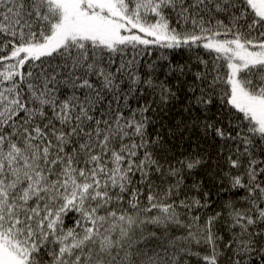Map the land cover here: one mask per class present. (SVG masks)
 <instances>
[{
    "label": "snow or ice",
    "instance_id": "obj_1",
    "mask_svg": "<svg viewBox=\"0 0 264 264\" xmlns=\"http://www.w3.org/2000/svg\"><path fill=\"white\" fill-rule=\"evenodd\" d=\"M0 264H264V0H0Z\"/></svg>",
    "mask_w": 264,
    "mask_h": 264
}]
</instances>
